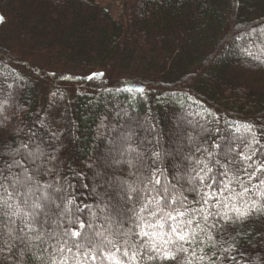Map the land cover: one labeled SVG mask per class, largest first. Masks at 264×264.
Here are the masks:
<instances>
[{
    "label": "trees",
    "instance_id": "1",
    "mask_svg": "<svg viewBox=\"0 0 264 264\" xmlns=\"http://www.w3.org/2000/svg\"><path fill=\"white\" fill-rule=\"evenodd\" d=\"M0 17V169L19 162L9 178L21 180L27 169L29 199L55 221L44 237L27 232L21 244V218H5L0 264H48L52 230L118 226L114 213L106 217L129 186L155 194L160 185L148 180L158 178L183 192L189 208H202L185 191L201 161L219 175L234 171L241 150L259 148L254 165L264 159V0H123L120 17L100 0H0ZM64 82L80 89L68 94ZM52 90L63 100L49 121ZM214 158L219 164H210ZM240 176L251 191L224 193L217 198L231 203L211 211L235 220L233 204L242 211L264 204V186ZM231 187L242 192L235 181ZM222 222L200 219L204 232L193 224L203 242L193 264H264V211L223 222V232L210 227Z\"/></svg>",
    "mask_w": 264,
    "mask_h": 264
},
{
    "label": "snow or ice",
    "instance_id": "2",
    "mask_svg": "<svg viewBox=\"0 0 264 264\" xmlns=\"http://www.w3.org/2000/svg\"><path fill=\"white\" fill-rule=\"evenodd\" d=\"M2 19L3 17H0V20ZM248 130L251 131V126H248ZM2 132L3 129H0V133ZM240 143L241 149L248 146L246 141ZM24 147L27 146L24 145ZM259 151L257 148L245 155L241 150L238 153V159L234 158L232 161L234 171L231 173L224 169L217 175L209 163L201 161L203 166L199 171L193 169L192 173L188 174L190 183L185 191L198 197L193 203L201 205L202 208H189L186 204L187 197L183 192L177 195L175 186L170 188L163 185L158 178L148 180V183L160 185L159 190L154 189L155 194H145V190L129 186L124 191L123 202L113 207L109 216L106 217V220H111V214L114 213L117 217L114 223L118 226L109 227L104 231L94 229L89 233L68 228L50 231L48 238L54 240L55 243L49 245L54 251L49 257L48 264H105L106 261L107 264H140L141 261H151L154 264H161V262L193 264L192 257L197 256L196 245L203 243L196 238V233L193 231L194 223L196 228L204 232L205 229L200 227V219H203L207 225L209 217L215 220L216 217L222 216L223 222L230 221L235 224L248 218L253 212L264 211V204L258 205L256 201H252L251 207L245 205L243 211L233 204L231 211L236 213L235 220L227 212L221 214L211 211L212 204L227 207L231 203L228 196H225L223 200L218 199V196L230 193L234 199L236 196H243L244 193L251 191L245 186L246 181L240 176L241 172L248 181L253 179L257 181L253 187L264 186V175H256L257 172L264 174V159L260 160L258 165L252 163L253 157L257 156ZM207 155L212 156L213 154L208 152ZM18 163H5L4 169H0V213H2L0 223L6 218L9 224H13L15 223L14 217L21 218L22 227L16 239L23 244L27 232L35 231L36 235L33 239H41L44 237L46 226H50V223H55V221L48 212L41 210L46 205L29 199L33 193L29 184L31 177L27 174V169H24L23 180L20 179L19 173L9 178L14 165ZM210 164H219V161L214 158ZM20 167L23 168V165ZM5 169L8 175L4 174ZM233 181L242 188L241 193L234 192L231 187ZM181 187L183 188V185ZM130 192L135 193L134 199L129 196ZM57 198L61 200V203L66 199L62 190H58ZM50 203L54 207H61L55 204V200ZM68 203L71 204L72 201L69 200ZM66 211H71V209ZM76 211L80 212L82 209L78 207ZM76 219L78 220L79 217L77 216ZM223 222L219 227L216 223H212L210 227L223 232L225 230ZM125 224H131L133 227L125 230ZM80 227L84 228L86 225L81 222ZM9 235L11 236V232ZM73 237L77 239L74 240ZM156 238H159V243ZM161 244L165 247L161 248ZM169 245L171 247H168ZM190 249L192 250L188 255ZM200 251L203 252V248ZM212 255L215 256V253ZM198 258L201 262L205 259L204 256ZM208 259L211 261V257Z\"/></svg>",
    "mask_w": 264,
    "mask_h": 264
},
{
    "label": "rangeland",
    "instance_id": "3",
    "mask_svg": "<svg viewBox=\"0 0 264 264\" xmlns=\"http://www.w3.org/2000/svg\"><path fill=\"white\" fill-rule=\"evenodd\" d=\"M102 4L108 6L109 8L113 9L115 12V15L117 17H120L122 14V6H123V0H100ZM96 73H92L90 76L92 78L96 77ZM98 76V75H97ZM79 85L71 84V83H62L61 88H67L68 94L72 92V90L80 89L78 87ZM65 94V95H68ZM69 96V95H68ZM61 100H63L62 96L60 94H56L53 90L50 92V95L48 97V103L46 104V115L49 121H52L55 118V115L58 113V108L61 106ZM129 150L127 154H129ZM109 195V194H108Z\"/></svg>",
    "mask_w": 264,
    "mask_h": 264
}]
</instances>
